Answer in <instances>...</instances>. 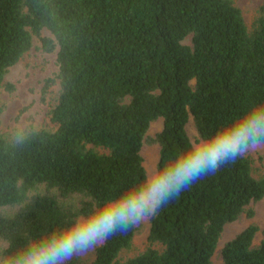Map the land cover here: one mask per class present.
<instances>
[{
	"label": "trees",
	"instance_id": "trees-1",
	"mask_svg": "<svg viewBox=\"0 0 264 264\" xmlns=\"http://www.w3.org/2000/svg\"><path fill=\"white\" fill-rule=\"evenodd\" d=\"M34 35L57 49L43 97L60 88L48 110L53 128L0 134V240L11 249L134 181L144 143L158 144L160 159L183 144L190 118L208 132L264 102V2L249 27L234 0H0V86ZM159 117L162 130L148 134ZM263 197L264 177L249 156L238 158L163 205L144 251L119 258L140 224L90 263L68 264H213L225 225L253 217L250 205ZM258 231L250 223L225 242L221 264H264Z\"/></svg>",
	"mask_w": 264,
	"mask_h": 264
},
{
	"label": "clouds",
	"instance_id": "clouds-1",
	"mask_svg": "<svg viewBox=\"0 0 264 264\" xmlns=\"http://www.w3.org/2000/svg\"><path fill=\"white\" fill-rule=\"evenodd\" d=\"M257 151H264V102L230 115L208 132L190 124L183 144L147 167L144 162L131 183L106 192L91 208L18 248L0 245V264H68L87 256L158 215L194 182Z\"/></svg>",
	"mask_w": 264,
	"mask_h": 264
},
{
	"label": "rangeland",
	"instance_id": "rangeland-1",
	"mask_svg": "<svg viewBox=\"0 0 264 264\" xmlns=\"http://www.w3.org/2000/svg\"><path fill=\"white\" fill-rule=\"evenodd\" d=\"M234 2L241 8L245 21L250 27L258 15V7L264 0H234ZM42 36L54 38L47 28L42 30ZM188 41L189 38L186 42ZM57 71V49L46 51L41 39L34 35L31 48L16 64L8 68L0 86V134L9 140H17L30 131L54 127L49 119L48 110L57 102L60 86L56 84L51 87L45 98L42 88L45 79L55 76ZM9 84L13 86L12 89L8 87ZM190 124L193 125L192 118L187 123V131ZM163 125V118H157L151 122L148 134L155 135L162 130ZM193 131H195L194 128ZM141 152L147 167V162L155 163L159 159L160 146L144 143ZM246 156L252 160L253 175L256 178L264 177V151L251 152ZM250 206L255 210L253 217H248L246 213H243L235 221L225 225L212 257L213 264L222 263L220 250L223 244L250 223H256L259 226L254 242L257 244L264 237V197L251 203ZM149 220L141 224L140 231L133 238L132 245L120 252L121 260L133 257L148 247ZM0 245H6V242L0 240ZM94 256L95 251L83 258L90 263Z\"/></svg>",
	"mask_w": 264,
	"mask_h": 264
}]
</instances>
